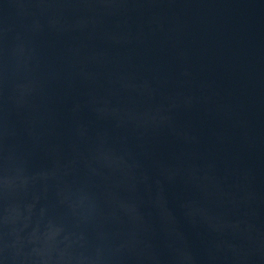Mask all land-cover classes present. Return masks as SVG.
<instances>
[{"label": "water", "instance_id": "water-1", "mask_svg": "<svg viewBox=\"0 0 264 264\" xmlns=\"http://www.w3.org/2000/svg\"><path fill=\"white\" fill-rule=\"evenodd\" d=\"M0 264H264V0H0Z\"/></svg>", "mask_w": 264, "mask_h": 264}]
</instances>
